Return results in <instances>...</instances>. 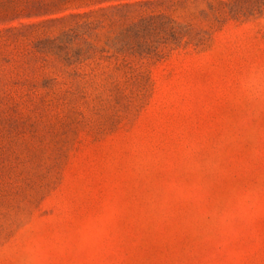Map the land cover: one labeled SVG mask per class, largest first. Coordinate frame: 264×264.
Segmentation results:
<instances>
[{"label": "rangeland", "instance_id": "374dc122", "mask_svg": "<svg viewBox=\"0 0 264 264\" xmlns=\"http://www.w3.org/2000/svg\"><path fill=\"white\" fill-rule=\"evenodd\" d=\"M0 264H264V0H0Z\"/></svg>", "mask_w": 264, "mask_h": 264}]
</instances>
